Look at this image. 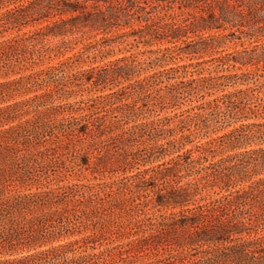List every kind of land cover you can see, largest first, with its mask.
Segmentation results:
<instances>
[{
	"label": "trees",
	"instance_id": "16d2710c",
	"mask_svg": "<svg viewBox=\"0 0 264 264\" xmlns=\"http://www.w3.org/2000/svg\"><path fill=\"white\" fill-rule=\"evenodd\" d=\"M205 1L0 0V264H264V58Z\"/></svg>",
	"mask_w": 264,
	"mask_h": 264
},
{
	"label": "rangeland",
	"instance_id": "374dc122",
	"mask_svg": "<svg viewBox=\"0 0 264 264\" xmlns=\"http://www.w3.org/2000/svg\"><path fill=\"white\" fill-rule=\"evenodd\" d=\"M220 2L222 3L224 2V0H206L202 4V8H214L216 7V4ZM238 2L239 3H237L236 8L239 9V12L241 13L240 15L243 14L242 16L239 15L238 18H243V22L245 24L248 23V26L217 30V32L229 33L226 35L227 37L223 38V40L225 41L224 43H222L223 45L221 46V48L231 51L246 46L249 49H253L255 51V55L257 56V58H264V37L255 32V30L258 31L259 29L263 30L262 32H264V0H240ZM187 10L188 11L182 14V16L191 18L192 13L197 14V10L195 9L188 8ZM177 11L179 10L177 9ZM254 20L262 21L256 23ZM250 25L251 27H249ZM244 30L252 32V37L249 38L248 36H246ZM210 31L214 32V30ZM232 32H234L235 34H232ZM69 53H71V51H66V54ZM260 63H264V59H261ZM82 179L87 180V178Z\"/></svg>",
	"mask_w": 264,
	"mask_h": 264
}]
</instances>
